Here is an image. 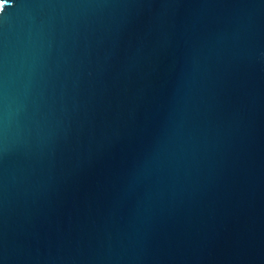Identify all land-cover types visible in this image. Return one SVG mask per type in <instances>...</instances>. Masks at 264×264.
<instances>
[{
    "label": "water",
    "instance_id": "obj_1",
    "mask_svg": "<svg viewBox=\"0 0 264 264\" xmlns=\"http://www.w3.org/2000/svg\"><path fill=\"white\" fill-rule=\"evenodd\" d=\"M0 264H264V0H0Z\"/></svg>",
    "mask_w": 264,
    "mask_h": 264
}]
</instances>
